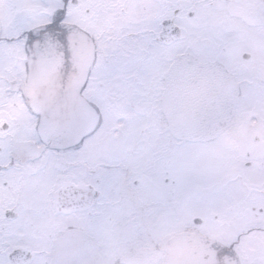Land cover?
<instances>
[{
  "label": "snow or ice",
  "instance_id": "snow-or-ice-1",
  "mask_svg": "<svg viewBox=\"0 0 264 264\" xmlns=\"http://www.w3.org/2000/svg\"><path fill=\"white\" fill-rule=\"evenodd\" d=\"M0 264H264V0H0Z\"/></svg>",
  "mask_w": 264,
  "mask_h": 264
}]
</instances>
